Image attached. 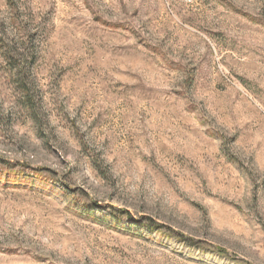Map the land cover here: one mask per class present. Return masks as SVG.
<instances>
[{
    "label": "rangeland",
    "instance_id": "rangeland-1",
    "mask_svg": "<svg viewBox=\"0 0 264 264\" xmlns=\"http://www.w3.org/2000/svg\"><path fill=\"white\" fill-rule=\"evenodd\" d=\"M0 264H264V0H0Z\"/></svg>",
    "mask_w": 264,
    "mask_h": 264
}]
</instances>
